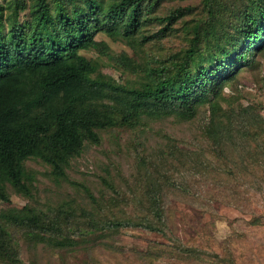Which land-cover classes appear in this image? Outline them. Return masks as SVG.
<instances>
[{"label": "trees", "instance_id": "obj_1", "mask_svg": "<svg viewBox=\"0 0 264 264\" xmlns=\"http://www.w3.org/2000/svg\"><path fill=\"white\" fill-rule=\"evenodd\" d=\"M164 1L0 0V201L9 200V185L29 194L28 161L65 177L74 161L101 144L102 133L118 129L130 135L128 165L145 189L139 201L145 211L136 220L115 216L105 224L83 209L58 210L50 219L33 202L25 207L29 217L1 214L0 264H26L22 241L31 236L69 245L127 225L167 236L172 201L199 208L223 201L264 217V120L249 106L221 104L240 71L264 61V0H204L205 17L193 25L182 18L196 7L160 15ZM178 30L190 48L154 56L151 66L113 52L104 39L132 46ZM87 53L138 80L103 75ZM190 122L196 141H177L171 132ZM162 123L174 125L166 132ZM197 133L202 150H195ZM161 141L170 143L169 156ZM235 192L238 204L231 200Z\"/></svg>", "mask_w": 264, "mask_h": 264}, {"label": "rangeland", "instance_id": "obj_2", "mask_svg": "<svg viewBox=\"0 0 264 264\" xmlns=\"http://www.w3.org/2000/svg\"><path fill=\"white\" fill-rule=\"evenodd\" d=\"M203 1L165 0L158 8V14L166 15L184 6L196 7L187 11L182 18V23L193 25L195 19L205 17ZM227 19L223 26H226ZM227 33L232 35L234 30L229 28ZM188 38L178 30L158 41L150 39L141 44L135 40L132 46L104 39L113 52L125 53L148 65L154 56L167 58L173 51L188 50ZM98 39H102V36ZM231 41L229 39L227 44ZM193 42L195 44V40ZM221 44H224V40ZM86 55L98 60V68L103 75L111 76L119 83L128 79L138 80L137 76L121 75L106 59L95 53ZM236 85L225 89L222 107L230 104L249 106L264 120V61L261 57L255 65L240 71ZM167 123L170 124V121ZM194 124H177L174 130L171 129V135L179 137L177 141L186 136L189 141H196ZM173 125L166 129L161 124L166 132ZM261 140L264 142V136ZM203 141L201 134L197 133L198 145L195 150H202ZM128 143L130 135L126 129L102 133L101 144L89 148L80 159L74 161L65 177L53 175L51 167L39 160L28 161L26 168L31 179L30 196L25 189L9 185L10 198L6 202L0 201V215L20 219L29 217L25 207L33 202V209L42 215L47 214L50 219L58 210H73L81 214L83 209L87 211L85 213L96 214L99 217L97 220L101 218L104 223L115 216L136 220L145 211L139 204L144 198L145 189L141 176L136 177V172L128 165L133 155ZM161 143L167 151L165 155L169 156L170 143ZM137 170L142 171L141 167ZM118 197L121 201L116 203ZM231 200L238 204L240 195L235 192ZM167 215V236L128 225L99 228L98 234L72 239L69 245L31 236L22 241V259L26 264H264V217L254 219L223 201L204 208L172 201Z\"/></svg>", "mask_w": 264, "mask_h": 264}]
</instances>
